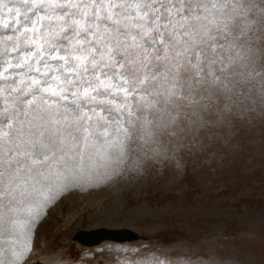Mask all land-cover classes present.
Listing matches in <instances>:
<instances>
[{
  "label": "rangeland",
  "instance_id": "374dc122",
  "mask_svg": "<svg viewBox=\"0 0 264 264\" xmlns=\"http://www.w3.org/2000/svg\"><path fill=\"white\" fill-rule=\"evenodd\" d=\"M254 3L252 60L249 68L241 69L246 73L240 78L243 95L217 92L207 111L181 101L178 124L169 130L155 129L158 144L138 139L141 109L149 119L154 112L151 97L143 91L135 99L128 94L125 103L124 93L113 86L119 107L111 105L114 112L106 119L100 118L105 113L89 110L91 101L78 109L72 105L80 99L57 100L48 93H42L47 103L37 100L26 109L27 115L14 123V129L22 127L24 139L36 141V151H46L54 159L42 168L50 173L44 187L36 185L41 190L18 209L20 226L0 233V264H264V0ZM4 4L0 77L7 79L0 78V120L15 111L17 93L11 88L26 89L31 84L29 75H36L29 73V65L35 68L36 61L48 59L52 26L57 23L51 10L30 11L23 0H4ZM101 35V48L115 45L117 39L125 42L114 31ZM126 43L131 46L130 40ZM128 50L120 48L121 55ZM182 76L187 80L186 74ZM149 91H154L151 81ZM116 112L121 113L119 120ZM126 125L133 142L117 166L114 145L127 139ZM38 126L44 137L27 135ZM0 130L6 129L0 126ZM49 138L54 146L41 150V142L47 144ZM11 147L0 138V172L4 173L0 190L8 186L9 159L13 168L16 159H24L9 157ZM19 184L24 185L23 178ZM51 195L55 200L45 204L44 197ZM6 203L7 198L0 200V213ZM36 205H42L38 218L27 211ZM104 210L116 214L111 218L114 224L99 227L129 228L138 239L106 240L93 246L72 239L78 230L99 228L88 225L101 222L92 218ZM33 219L34 226L29 227ZM25 243L29 250L17 259L14 252H21Z\"/></svg>",
  "mask_w": 264,
  "mask_h": 264
},
{
  "label": "snow or ice",
  "instance_id": "6c2138e0",
  "mask_svg": "<svg viewBox=\"0 0 264 264\" xmlns=\"http://www.w3.org/2000/svg\"><path fill=\"white\" fill-rule=\"evenodd\" d=\"M23 3L33 12L51 10L57 23L52 26L54 39L47 49L48 59L36 61L35 68L29 65V73L36 75H29L31 84L26 89L11 88V92L17 93L13 97L15 111L0 120V126L6 129L0 130V138H6L12 145L8 156L24 157L15 160V168L12 160L8 161V186L0 190V200L7 198L4 212L0 213V233L12 232L20 226L18 209L26 201L30 202L33 193L40 191L49 178L50 173L46 174L42 168L54 156L50 157L46 151L37 152V142L25 140L22 127H13L15 122H22L26 109L37 100L47 103L48 97L42 93L57 100L67 101L70 96L80 99V103L74 100L72 105L78 109L91 101L93 106L89 110L105 113L100 118L106 119L114 112L111 105L117 104L113 86L117 92L124 93L125 103L128 94L132 93L135 99V94L143 91L151 97L154 109L151 119L141 109L143 122L139 125L141 136L138 139H143L145 144L159 143L155 129L169 130L178 124L181 101L207 111L217 92L244 93L240 78L246 75L241 69L249 68L252 60L254 21L251 16L257 7L254 0H79L75 3L73 0H23ZM5 6L4 0H0V8ZM102 31H114L125 42L117 39L115 45L101 48L98 41L104 39ZM128 40L131 46L126 43ZM120 48L129 50L121 55ZM41 50L44 51L43 46ZM161 68L165 69L164 73H160ZM182 74L187 75V80ZM150 81L154 91H149ZM53 83L57 87H53ZM4 111L7 113L8 109ZM127 111L131 115V109ZM120 118L121 113L116 112L115 119ZM87 119L92 117L87 116ZM124 131L129 133L127 139L114 145L117 152L113 162L117 166L124 162L133 142L131 128L126 125ZM27 135L42 138L45 133L38 126ZM49 145H53L51 138L47 144L41 142L40 148L43 150ZM3 176L0 172V177ZM21 178L23 186L19 184ZM38 184L41 189H37ZM55 198V195L45 196L44 203ZM41 207H29L27 211L38 218ZM34 223L33 219L29 227ZM28 250L25 243L23 250L14 255L20 259Z\"/></svg>",
  "mask_w": 264,
  "mask_h": 264
},
{
  "label": "water",
  "instance_id": "95a60500",
  "mask_svg": "<svg viewBox=\"0 0 264 264\" xmlns=\"http://www.w3.org/2000/svg\"><path fill=\"white\" fill-rule=\"evenodd\" d=\"M138 237L137 233L130 229L100 228L97 230L79 231L74 239L84 245L98 244L103 240L131 241Z\"/></svg>",
  "mask_w": 264,
  "mask_h": 264
},
{
  "label": "bare ground",
  "instance_id": "6f19581e",
  "mask_svg": "<svg viewBox=\"0 0 264 264\" xmlns=\"http://www.w3.org/2000/svg\"><path fill=\"white\" fill-rule=\"evenodd\" d=\"M114 185V184H113ZM73 192H70V193H68V195L69 194H72ZM101 193V192H100ZM100 193H97V195H100L101 196V194ZM113 193V192H112ZM115 194H117V193H115ZM115 194H113V197L115 198ZM77 196V195H76ZM109 196V195H108ZM73 197V196H72ZM81 197V196H80ZM84 197V196H83ZM85 198V197H84ZM81 199V198H80ZM76 203V202H75ZM93 203V202H92ZM113 205V204H112ZM111 205V206H112ZM110 207V206H109ZM115 207V206H114ZM113 207V208H114ZM116 208V207H115ZM112 209V208H111ZM100 211V210H99ZM105 211V210H104ZM116 211V210H115ZM97 212V211H96ZM107 214V215H106ZM110 214H111V216H110ZM114 215H116V214H114L113 212H110V211H108V210H106L104 213H103V211L102 212H99V213H97V214H95V217H93L92 218V220L94 221H97L98 219H101L102 221L101 222H92L90 225H88V228H95V227H99V226H112V223H113V221L111 220V218L112 217H114ZM98 216V217H97ZM22 219V218H21ZM112 222H111V221ZM119 223V222H118ZM114 224V223H113ZM107 228H109V227H107ZM13 232V231H12ZM16 232V231H15ZM14 232V233H15ZM15 235V234H14ZM20 236V235H19ZM19 239L21 238V237H18ZM18 239V240H19ZM22 242V241H21ZM103 242V241H102ZM19 246H20V244H19ZM20 252V251H19ZM18 253V252H17ZM34 264V263H33Z\"/></svg>",
  "mask_w": 264,
  "mask_h": 264
}]
</instances>
